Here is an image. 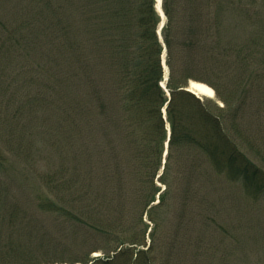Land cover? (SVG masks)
<instances>
[{"label": "trees", "instance_id": "16d2710c", "mask_svg": "<svg viewBox=\"0 0 264 264\" xmlns=\"http://www.w3.org/2000/svg\"><path fill=\"white\" fill-rule=\"evenodd\" d=\"M234 2L161 0L160 27L156 0H55L41 21L56 49L47 82L68 98L70 146L51 173L55 197L39 203L67 224L71 244L59 255L80 249L69 263L198 264L181 255L187 244L206 250L218 200L210 191L237 181L264 198V167L232 136L250 91L264 93V56L241 87L226 76L230 58L247 55L226 38ZM191 80L216 102L190 92ZM10 208V218L19 214ZM8 242L0 264L18 263Z\"/></svg>", "mask_w": 264, "mask_h": 264}, {"label": "rangeland", "instance_id": "374dc122", "mask_svg": "<svg viewBox=\"0 0 264 264\" xmlns=\"http://www.w3.org/2000/svg\"><path fill=\"white\" fill-rule=\"evenodd\" d=\"M54 2L0 0V155L4 157L0 247L7 250L8 241L14 240L18 245V263L14 264H80L66 261L73 257L72 252L80 251L78 247L59 255L61 245L71 244L64 233L67 224L39 203L43 196L55 197L51 173L68 160L70 146L68 98L61 97L62 92L47 82L46 73L55 68L52 58L56 49L51 34L41 31V21L50 19ZM259 2L235 0L226 12V38L233 48L247 54L245 61L234 55L226 65V76L236 89L250 79L264 56V11ZM251 6L253 9L248 10ZM197 96L216 102L214 92L211 97ZM247 98L243 114L234 122L232 136L251 160L264 167V93L251 90ZM216 194L215 221L204 239L206 250L193 253L187 244L181 256L196 254L198 264H264V198L237 181L221 192L210 191L211 197ZM13 204L20 210L10 218L7 212ZM143 217L151 226L146 215ZM99 255L100 251H94L89 256Z\"/></svg>", "mask_w": 264, "mask_h": 264}, {"label": "bare ground", "instance_id": "6f19581e", "mask_svg": "<svg viewBox=\"0 0 264 264\" xmlns=\"http://www.w3.org/2000/svg\"><path fill=\"white\" fill-rule=\"evenodd\" d=\"M188 89L195 92L197 95H203L206 97H211L213 95L211 89L199 82H191V85H188Z\"/></svg>", "mask_w": 264, "mask_h": 264}, {"label": "water", "instance_id": "95a60500", "mask_svg": "<svg viewBox=\"0 0 264 264\" xmlns=\"http://www.w3.org/2000/svg\"><path fill=\"white\" fill-rule=\"evenodd\" d=\"M156 10L160 13L161 15V23H160V27L163 25L164 23V20H165V17H164V14L162 12V9H161V0H156ZM163 65H164V62H163ZM165 67V76H164V81L167 79V76H168V70L166 68V66L164 65ZM191 82L193 81H190L189 85H191ZM190 92H192L193 94L197 95L195 92L191 91L190 89H188ZM212 91V90H211Z\"/></svg>", "mask_w": 264, "mask_h": 264}]
</instances>
